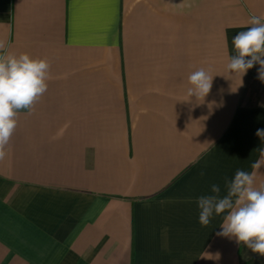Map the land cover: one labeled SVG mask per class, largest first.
Listing matches in <instances>:
<instances>
[{
	"label": "crops",
	"instance_id": "0c3cea01",
	"mask_svg": "<svg viewBox=\"0 0 264 264\" xmlns=\"http://www.w3.org/2000/svg\"><path fill=\"white\" fill-rule=\"evenodd\" d=\"M252 15L264 0H0L6 48L51 64L0 160V264H264L197 204L264 150L260 65L226 70Z\"/></svg>",
	"mask_w": 264,
	"mask_h": 264
},
{
	"label": "clouds",
	"instance_id": "9594fccd",
	"mask_svg": "<svg viewBox=\"0 0 264 264\" xmlns=\"http://www.w3.org/2000/svg\"><path fill=\"white\" fill-rule=\"evenodd\" d=\"M250 27L232 39L235 55L226 64L230 74L242 77L254 64H259L258 78L264 81V16L252 15ZM247 58V59H246ZM51 64L47 58L32 57L28 53L9 51L0 39V160L7 155L6 148L18 125L21 110H33L48 89ZM212 75L203 67L188 76L187 95L204 99L212 88ZM256 135L264 140V129ZM264 166V150L251 165L252 171L238 170L227 184V192L212 186L213 195L201 196L197 204L199 223L207 226L210 217L226 213L219 236L235 237L254 253L264 255V181L256 183L259 169Z\"/></svg>",
	"mask_w": 264,
	"mask_h": 264
},
{
	"label": "trees",
	"instance_id": "16d2710c",
	"mask_svg": "<svg viewBox=\"0 0 264 264\" xmlns=\"http://www.w3.org/2000/svg\"><path fill=\"white\" fill-rule=\"evenodd\" d=\"M260 82L264 83V81ZM251 88V86H248L246 88V92L244 95L245 101L251 104H262L264 105V85H256V87L253 89L252 95L249 97L248 96V91Z\"/></svg>",
	"mask_w": 264,
	"mask_h": 264
},
{
	"label": "rangeland",
	"instance_id": "374dc122",
	"mask_svg": "<svg viewBox=\"0 0 264 264\" xmlns=\"http://www.w3.org/2000/svg\"><path fill=\"white\" fill-rule=\"evenodd\" d=\"M260 79L258 78V75L254 77L252 83H251V88L248 91V96L250 97L252 95L253 89L256 87V85H261Z\"/></svg>",
	"mask_w": 264,
	"mask_h": 264
}]
</instances>
